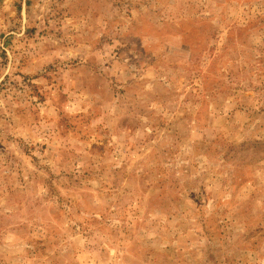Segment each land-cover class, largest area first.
<instances>
[{
  "label": "rangeland",
  "instance_id": "obj_1",
  "mask_svg": "<svg viewBox=\"0 0 264 264\" xmlns=\"http://www.w3.org/2000/svg\"><path fill=\"white\" fill-rule=\"evenodd\" d=\"M0 264H264V0H0Z\"/></svg>",
  "mask_w": 264,
  "mask_h": 264
}]
</instances>
